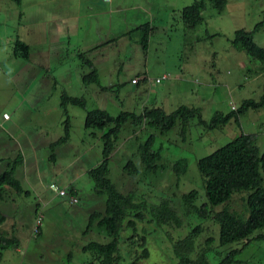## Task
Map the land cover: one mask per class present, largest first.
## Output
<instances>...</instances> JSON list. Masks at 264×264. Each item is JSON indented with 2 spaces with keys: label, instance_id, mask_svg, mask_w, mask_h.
<instances>
[{
  "label": "rangeland",
  "instance_id": "obj_1",
  "mask_svg": "<svg viewBox=\"0 0 264 264\" xmlns=\"http://www.w3.org/2000/svg\"><path fill=\"white\" fill-rule=\"evenodd\" d=\"M193 1L0 0V116L2 111L9 115L8 121L0 117V172L14 165L22 189L9 190L0 200L5 217L0 231L18 239L17 247L1 251L0 264H84L89 255L80 246L102 240L94 237L93 227L82 233L88 215L102 211L105 201L87 176L101 159V141L83 127L86 110L102 109L115 116L150 107L166 113L180 105L197 108L183 133L179 119L164 134L145 125L131 133L130 124H123L119 146L108 159V177L119 192L132 191L146 202L167 197L178 211L180 195L188 190H196V204L205 201L198 159L240 132L254 133L259 149H264V105L248 108L236 121L230 118L219 127L209 129L197 120L199 116L208 122L216 111L227 114L231 105L236 109L243 100L258 101L262 96L264 61L248 58L230 40L235 30L259 24L253 41L264 49V0H224L220 11L206 5L201 20L190 26L180 11ZM57 20L59 28L54 25ZM44 21L54 25L56 40L46 37L51 27ZM14 36L29 45L25 64H20L24 58L7 57ZM88 62L96 69L97 85L86 79ZM161 74L166 78L155 83ZM131 77H138L137 85L130 83ZM63 98H81L84 108L62 103ZM151 133V149L158 148L160 156L147 169L139 163V149ZM179 158L184 159L185 170L176 176L171 164ZM15 159L21 163H13ZM129 160L137 174L125 167ZM52 179L61 186H75L77 201L55 195L48 188ZM35 206L41 216L36 236ZM227 206L239 211L242 202L233 195ZM197 223L206 228L200 240L214 238L210 264L240 246V242L218 246L212 220L186 216L178 228L144 225L148 256L138 264H175L171 241ZM257 232L264 236V227ZM118 246L121 264L139 251L138 243L126 244L128 252L122 242ZM234 259L230 264H264V237L250 240Z\"/></svg>",
  "mask_w": 264,
  "mask_h": 264
},
{
  "label": "trees",
  "instance_id": "obj_2",
  "mask_svg": "<svg viewBox=\"0 0 264 264\" xmlns=\"http://www.w3.org/2000/svg\"><path fill=\"white\" fill-rule=\"evenodd\" d=\"M11 1L16 4L20 3V0ZM206 5L220 11L223 8L224 0H194L190 5L181 9V19L187 25H194L201 20L200 13ZM258 26L259 24L252 29L235 30L230 43L235 48L244 51L248 58L264 61V49L253 41V34L258 30ZM10 53L9 58L26 59L28 46L16 39ZM88 67L89 72L86 74V79L97 85L96 69L91 66L90 62H88ZM131 84L137 85L138 77L137 82ZM66 101L84 108L81 98L62 99V103ZM262 105H264V92L258 101L245 99L236 109L227 114H222L219 111L214 112L208 122L199 116L197 120L199 124L209 129L219 127L230 118L236 121L238 115L248 108L255 109ZM194 115L197 116V108L185 105H180L169 113L159 107L142 108L138 114L121 111L115 116L102 109L85 111L83 127L88 130V134L99 135L101 141V159L87 171V176L93 182L94 191L97 194L105 195V201L102 211H92L88 215L87 223L82 230L84 233L93 227L95 231L97 230V235L94 237L102 239L101 241L89 240L80 246V251L89 255V260L84 264H121L123 259L119 254L118 245L120 242L125 244L126 252L131 250L126 244L138 243L139 251L133 249L136 253L134 252L130 260L125 263L138 264L140 259H145L148 256L147 249L144 247L148 234L145 226L150 227L153 222L157 226L178 228L183 222V217L186 216L212 220L217 225L218 246L240 242L238 248L228 250L216 264L236 262L235 254L240 252L250 240L264 237L263 234L257 232L264 227V149H259L254 133L240 132L233 139L197 160L196 167L202 182L205 201L196 204L194 202L197 198L196 190H188L180 195L181 211H178L167 197L146 202L132 191L121 193L109 179L108 159L114 149L119 146L118 135L123 124H130L131 133L134 132V128L145 125L154 132L164 134L174 126L175 120L179 119L180 129L183 133L186 130L188 119ZM62 139L64 137L58 138V141ZM152 139L153 133L148 134L139 149V163L147 169H152L155 166L154 162L160 156L158 148L151 149ZM17 162L20 164L21 159L13 160V163ZM126 166L135 174L138 173L130 160L127 161ZM171 170L176 176L183 173L185 170L184 159L179 158L173 161ZM50 182L63 188L66 192L64 195L53 192L55 195L67 196L69 202L73 203L70 197H76V194H74L71 184L62 187L55 181ZM9 190H14L16 193L22 191L19 180L15 177L14 165L0 172V200H5L4 197ZM233 195H237L242 202V208L239 211L229 209L227 206V202ZM217 205H221V208L215 210L213 207ZM34 211V217H36V213L40 214L37 211V206ZM4 219V215L0 212V225ZM137 224H141L138 231ZM205 229L200 223L193 224L185 235L171 241L170 250L175 258V264H210L208 256L212 253L211 245H213L214 238L207 235L203 240H200ZM39 231L40 225L38 233ZM10 235V232L8 234L6 231H0V256L1 251L7 247L18 246V239Z\"/></svg>",
  "mask_w": 264,
  "mask_h": 264
},
{
  "label": "built area",
  "instance_id": "obj_3",
  "mask_svg": "<svg viewBox=\"0 0 264 264\" xmlns=\"http://www.w3.org/2000/svg\"><path fill=\"white\" fill-rule=\"evenodd\" d=\"M160 76H161L160 78H156V79H154V82L158 83L160 80L166 78V75H165V74H162V75H160ZM136 80H137V78L134 77V78H131V79H130V82H131V83H134V82H136ZM1 117H2V119H8L9 115H8V113H6V112H2V113H1ZM48 188H49L52 192H54L55 194H58V195H64V194L66 193L65 190H64L63 188L58 187V186H57L56 184H54L53 182H50V183L48 184ZM70 200H71L72 202H76V201H77V199H76L75 196L70 197ZM40 220H41V216H40L39 214H37L36 217H35V219H34V224H33V229H32V231L34 232V234L38 233V226L40 225Z\"/></svg>",
  "mask_w": 264,
  "mask_h": 264
},
{
  "label": "crops",
  "instance_id": "obj_4",
  "mask_svg": "<svg viewBox=\"0 0 264 264\" xmlns=\"http://www.w3.org/2000/svg\"><path fill=\"white\" fill-rule=\"evenodd\" d=\"M44 1H48V0H44ZM55 11V10H54ZM30 14V13H29ZM52 19H57V17H55V15H52ZM58 22H54V25L56 26V27H60L59 26V23H60V21L59 20H57ZM43 24H46V26H48V27H51V32L50 33H52V34H50V33H48L47 35H46V37L47 38H50L51 37V40H56V38H57V33L56 34H53V29L55 28L54 27V25H50V23H48L47 21H44L43 22ZM27 25H29V26H32V24H28L27 23ZM66 29L68 30V28L66 27ZM16 39H18V37L16 38V36H14L13 37V39H12V41H11V43H10V45L8 46V49H9V52H11V47H12V45H13V42L16 40ZM88 38H86L83 42L84 43H86L88 40H87ZM18 40H20V39H18ZM23 40V39H22ZM22 40H20V41H22ZM23 43H25V41L23 40L22 41ZM27 46H28V56H27V58L26 59H21V60H23V62H21L20 64H25L26 63V61L28 60V57H29V45H28V43H25ZM11 54V53H10ZM9 54V55H10ZM9 55L7 56L8 57V59L10 60V58H9ZM14 59H17V58H14ZM3 112V111H2ZM1 117V116H0ZM2 119V118H1ZM9 120V118L8 119H6V120H4V119H2V122L3 121H8ZM245 133V132H244ZM51 181H54L53 179L51 180ZM70 184V183H69ZM58 185H59V183H58ZM61 186V185H60ZM66 186V185H65ZM70 186H73L72 184L70 185ZM62 187H64V185L62 186ZM73 189H74V194H76V192H77V189H76V187L75 186H73Z\"/></svg>",
  "mask_w": 264,
  "mask_h": 264
},
{
  "label": "clouds",
  "instance_id": "obj_5",
  "mask_svg": "<svg viewBox=\"0 0 264 264\" xmlns=\"http://www.w3.org/2000/svg\"><path fill=\"white\" fill-rule=\"evenodd\" d=\"M161 75H162V74H161ZM131 78H134V77H131ZM131 78H130V79H131ZM135 78H137V77H135ZM136 82H137V80H136ZM130 83H131V82H130ZM134 83H135V82H134ZM230 109L233 110L234 107L231 105V106H230ZM3 112H4V111H3ZM1 113H2V112H1ZM1 118H2V117H1ZM8 118H9V117H8ZM4 120H6V119H4Z\"/></svg>",
  "mask_w": 264,
  "mask_h": 264
}]
</instances>
